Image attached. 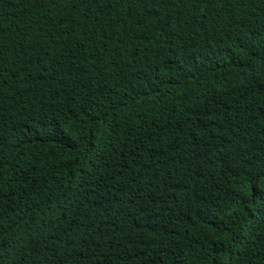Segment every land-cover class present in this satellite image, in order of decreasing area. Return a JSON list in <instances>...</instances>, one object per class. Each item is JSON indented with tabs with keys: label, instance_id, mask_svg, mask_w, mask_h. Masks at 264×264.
<instances>
[{
	"label": "trees",
	"instance_id": "1",
	"mask_svg": "<svg viewBox=\"0 0 264 264\" xmlns=\"http://www.w3.org/2000/svg\"><path fill=\"white\" fill-rule=\"evenodd\" d=\"M0 28L2 123L41 125L0 148V264H264V0H0ZM73 209L98 227L56 237Z\"/></svg>",
	"mask_w": 264,
	"mask_h": 264
},
{
	"label": "snow or ice",
	"instance_id": "2",
	"mask_svg": "<svg viewBox=\"0 0 264 264\" xmlns=\"http://www.w3.org/2000/svg\"><path fill=\"white\" fill-rule=\"evenodd\" d=\"M33 2L37 5V6H41V5H46L48 3H56L57 0H33ZM74 3L77 2V0H73ZM96 2V0H78V3H82V4H91ZM181 3H183V0H180ZM214 2V0H192L193 4H205V6L207 7V5L209 3ZM105 6L111 7L112 6V0H105ZM4 31V29L0 28V32ZM2 47V46H0ZM23 70V69H21ZM0 83H6V81L0 80ZM30 90V89H29ZM0 95H2V93H0ZM91 106V105H90ZM35 109V105L32 106ZM96 107H100V105H96ZM26 110V109H25ZM41 112H43V107H41L40 109ZM59 115V114H57ZM46 120L48 119L46 116L44 117ZM57 118V116H53L52 120H55ZM51 123V120H49V124ZM26 124H29V120H22L19 121L15 127H8L6 125H4L2 123V117H0V148H2L5 144L6 141L10 140V139H14V138H18V137H28L30 135H35L32 133L31 128L34 127H41L39 120H37V122H35V124H31L29 127H26ZM49 124H44L43 127L47 128L49 126ZM18 134V137H17ZM26 144H31L34 143V140H27L25 139L23 141ZM66 146H71V145H66ZM24 155V151L21 150L20 152V156L21 158H23ZM23 159H21L19 161V163H22ZM3 163V159H0V164ZM132 163H136L135 158H133ZM105 166L103 164V161H101V164L97 166V172L99 171V168ZM43 169V166H41V168H37L35 169V171L39 174L41 173ZM255 174H253L252 171H248L246 173V183H250L252 185H254L256 182H261L264 183V167H262L261 165L257 164L255 166ZM137 175V172H132L131 176L133 177V183H135V179L134 177ZM3 173L0 172V179H2ZM113 179H115L113 177ZM81 187H83V185H81ZM103 187H110L108 185H104ZM125 188H128L129 186L127 185V183H125ZM121 191L123 189H120ZM15 195V194H14ZM24 195H26V193H22L21 197H23ZM108 195H112L111 190L108 192ZM136 197L134 196H130V202L135 201ZM260 199L264 200V194L260 195ZM255 201H250V203H254ZM90 210V209H89ZM106 211L109 209H105ZM144 211H147L146 208L142 209ZM67 211V209L65 210ZM6 215V210H0V220H2L4 218V216ZM19 219H23L22 216L18 217ZM85 219H88L87 217H85ZM129 223H131V220L128 221ZM65 223L66 226L64 227V231L63 232H57L54 235L56 237H68V233L70 230L73 229V226L75 225L76 228H82V227H87L89 229V232L94 231L96 229V227H98L97 225L94 224V222L92 220H89L88 225H83L82 223H80V218L79 216L76 214V210L73 209V215L71 216V218H68L67 216L65 217ZM257 224L260 226L261 231H264V218H261L260 220L257 221ZM27 226V225H26ZM3 225L0 224V228H2ZM99 234V233H97ZM101 239H103V236H101ZM87 242V241H86ZM61 243H63V241H61ZM91 247V246H89ZM38 248V244L36 241H33V250H36ZM69 248H71V245H69ZM78 250V249H77ZM94 251V250H93ZM0 260H2V256H0ZM61 264H63V262H61ZM109 264H111V262L109 261Z\"/></svg>",
	"mask_w": 264,
	"mask_h": 264
}]
</instances>
